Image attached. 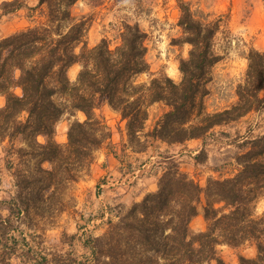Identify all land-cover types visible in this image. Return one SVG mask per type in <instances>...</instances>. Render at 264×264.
Wrapping results in <instances>:
<instances>
[{"label":"trees","instance_id":"trees-1","mask_svg":"<svg viewBox=\"0 0 264 264\" xmlns=\"http://www.w3.org/2000/svg\"><path fill=\"white\" fill-rule=\"evenodd\" d=\"M77 1L37 0L28 8L43 20L0 39V95L5 98L0 106V143L8 141L12 147L18 137L23 143L16 152V167L8 163L15 193L0 198V264H14L16 255L21 264H204L210 260L226 264L218 246L245 243L252 244L256 254L240 255L238 264H264V211L256 213V202L264 195V132L243 137L245 150L235 158L236 172L209 179L205 187L175 162L169 163L158 177L157 189L121 211L116 221L108 217L102 235H80L86 249L80 260L49 257L20 232V224L29 226L34 214H44L45 200H59L70 182L78 181L94 152L111 138L109 127L96 113L101 104L126 122L129 143L136 151H145L158 140L178 144L204 137L216 126L264 108V50L257 49L247 53L237 100L215 112H208L203 104L210 69L221 59L214 47L220 19L210 20L208 13L178 0L182 37L173 40L190 45L187 56L179 60L181 78L175 81L161 71L140 82L137 77L150 72L147 33L138 22L124 21L117 46L111 48L103 38L89 47L84 40L87 20L71 12ZM22 6L13 0L2 8L11 12ZM74 64L80 69L72 81L68 70ZM58 95L63 101L55 99ZM159 102L167 109L148 128L149 109ZM76 111L85 119L74 120L66 143H58L57 122ZM39 135L47 136L46 141H39ZM202 200L208 225L193 233L190 223ZM60 204L61 211L63 201Z\"/></svg>","mask_w":264,"mask_h":264},{"label":"rangeland","instance_id":"rangeland-1","mask_svg":"<svg viewBox=\"0 0 264 264\" xmlns=\"http://www.w3.org/2000/svg\"><path fill=\"white\" fill-rule=\"evenodd\" d=\"M6 1L13 0H0V39L43 20L36 11L28 8L33 7L37 0H19L23 6L11 12H5L2 8ZM184 1L190 3L192 9L208 13L210 20L220 19L214 47L221 59L210 69L208 94L203 98L207 111L215 112L237 100L236 88L247 68L248 51L264 50V0ZM71 12L73 16L87 20L88 29L84 40L89 47L103 38L108 40L111 48L117 46L121 24L124 21L138 22L147 33L146 58L150 72L139 75L137 80L146 81L150 73L161 71L175 81L180 80L179 60L187 56L190 45L173 40L182 37V29L178 25V0H78L72 5ZM76 50L79 51L80 46ZM79 69L80 65L74 64L68 70L72 81ZM15 91L19 92V89ZM55 99L63 101L60 95ZM4 103L5 98L0 95V106ZM166 109L163 103H154L149 109L147 127ZM96 113L109 127L111 138L94 152L88 170L80 172L78 181L70 182L61 198L58 197L63 201V209L59 210V200L47 199L43 215L34 214L29 226L19 225L20 232L49 257L59 256L67 261L82 259L86 249L80 235H102L108 229V217L116 221L121 211L157 189L158 177L171 162H175L181 171L202 187L206 186L209 179L233 175L236 172L235 158L245 150L241 146L242 138L264 132L263 108L227 125L216 126L204 137L178 144L158 140L145 151H136L135 146L129 143L126 122L121 120L116 111L107 104H101ZM84 119L85 115L81 111H76L74 115L65 113L56 124L54 139L65 144L69 125L74 120ZM37 138L45 142L47 136L39 135ZM21 145L20 137L12 147L8 141L0 143V198L15 193L13 170L8 168V163L13 162V167H16V152ZM203 205L204 200L190 223L193 233L207 228ZM263 211L264 195L256 202V213ZM78 225L82 229L79 230ZM218 253L226 264H238L240 255L254 257L256 249L250 243L239 246L221 244ZM12 262L21 264V258L16 255ZM204 264L217 263L216 260H210Z\"/></svg>","mask_w":264,"mask_h":264},{"label":"crops","instance_id":"crops-1","mask_svg":"<svg viewBox=\"0 0 264 264\" xmlns=\"http://www.w3.org/2000/svg\"><path fill=\"white\" fill-rule=\"evenodd\" d=\"M190 140H192V139H190ZM189 141V140H188Z\"/></svg>","mask_w":264,"mask_h":264}]
</instances>
